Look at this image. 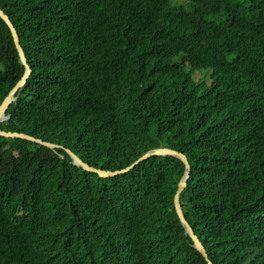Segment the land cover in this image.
Instances as JSON below:
<instances>
[{
  "label": "trees",
  "instance_id": "1",
  "mask_svg": "<svg viewBox=\"0 0 264 264\" xmlns=\"http://www.w3.org/2000/svg\"><path fill=\"white\" fill-rule=\"evenodd\" d=\"M30 73L0 129V264H264V0H0ZM0 18V103L20 79Z\"/></svg>",
  "mask_w": 264,
  "mask_h": 264
},
{
  "label": "water",
  "instance_id": "2",
  "mask_svg": "<svg viewBox=\"0 0 264 264\" xmlns=\"http://www.w3.org/2000/svg\"><path fill=\"white\" fill-rule=\"evenodd\" d=\"M0 18L5 22V24L9 28L15 49H16L17 54H18L19 61L24 66V72H23L22 76L15 83V85L10 89V91L7 93V95L3 98V100L0 103V122H1L8 117L7 115H5V109L8 106V104L15 98V96H14L15 91L17 89H19L24 84V82H25V80H26V78L29 75L31 70H30L29 65L26 62L24 52H23V50L19 44L18 35L16 33V30H15L13 24L11 23L9 17L7 16V14H5L1 8H0ZM0 135L4 136V137H16V138L26 139L29 141H33V142L45 145V146H47L53 150H55V148L60 146V145L50 143L47 141H43L39 138H35V137L30 136V135H27V134H24L21 132H16V131H4V130L0 129ZM65 151L69 155V157L71 158V161L74 165H77V166H79L82 169H85L87 171L95 172L99 176H102V177L112 176V175H115L118 173L125 172V171L131 169L134 165H136L140 161L146 159L147 157H149L151 155H171V156L177 157L183 163L185 171L177 183V189H176V192L173 196L174 209H175V212H176L177 217L179 219V222L181 223V225L184 228L185 233L191 238L194 248L204 257L207 264H212L211 261L207 257V252H206L205 247L203 246V244L201 243V241L197 237V235H195L191 226L186 221V219L183 215L182 209H181V204L179 201V194L186 184V179L188 177V171H189V164H188L186 156L183 153L178 152V151L171 149V148H168V147L159 146V147L151 148V149L145 151L140 157H138L135 161H133L127 167H125L123 169H119V170L110 171V170H104V169L97 168V167H94V166L87 164L86 162L82 161L71 150H69L67 148H65Z\"/></svg>",
  "mask_w": 264,
  "mask_h": 264
}]
</instances>
